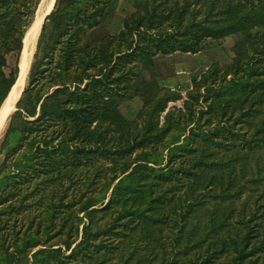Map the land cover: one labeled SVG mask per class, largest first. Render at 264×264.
Wrapping results in <instances>:
<instances>
[{
  "label": "trees",
  "instance_id": "16d2710c",
  "mask_svg": "<svg viewBox=\"0 0 264 264\" xmlns=\"http://www.w3.org/2000/svg\"><path fill=\"white\" fill-rule=\"evenodd\" d=\"M41 1L0 0V107ZM232 36L228 67L166 110L157 60ZM26 83L0 144V264H264V0H55Z\"/></svg>",
  "mask_w": 264,
  "mask_h": 264
},
{
  "label": "rangeland",
  "instance_id": "374dc122",
  "mask_svg": "<svg viewBox=\"0 0 264 264\" xmlns=\"http://www.w3.org/2000/svg\"><path fill=\"white\" fill-rule=\"evenodd\" d=\"M122 9H124V11H121ZM128 10L129 8L126 4L123 3L120 5L118 12L114 17L113 24L110 26V31L112 34L117 33L120 30L122 21L130 14V11ZM40 31L38 33L39 35ZM39 35H37L35 40L34 50L30 58L29 69L32 63L33 55L35 53L36 43ZM236 40L237 37L235 36L227 37L223 40L211 42L206 50L197 54L177 53L171 57L158 59L157 68L162 74L163 78H165L162 82H160L161 87L169 94H179L181 98L177 102L169 103L166 110L171 107H176L178 109L181 108L182 102L186 99V93L192 89L193 80H198L201 74L205 73L210 68V66L215 65L220 70L227 68L234 57L233 46ZM229 78L230 77L228 76L227 79ZM26 79L27 77H25L24 86L27 84ZM16 105L14 106L15 110L13 109L11 114L16 111ZM141 109L142 101L139 97L125 99L120 104V112L128 120H134ZM8 122L1 131L0 144L8 127ZM3 157V154H0V165L3 161ZM30 256L31 254H29L28 258H30Z\"/></svg>",
  "mask_w": 264,
  "mask_h": 264
},
{
  "label": "bare ground",
  "instance_id": "6f19581e",
  "mask_svg": "<svg viewBox=\"0 0 264 264\" xmlns=\"http://www.w3.org/2000/svg\"><path fill=\"white\" fill-rule=\"evenodd\" d=\"M53 4H54V0H49L47 2V5L45 7L46 13H48L51 10ZM42 19H43V16L39 17L37 20L36 27L31 28V30H29L25 36L23 50H22L21 59H20V68H22V70H24V73L22 75V78L12 88V91H11L9 97L5 102L6 104L2 107L4 109L0 114V125L4 122V120H3L4 116L8 115L10 112L13 111L14 104H15L17 98L19 97L22 88L24 87V80H25L26 73H27L28 68H29L30 58H31L32 52L34 50L35 40L37 38L39 28H40V25L42 23Z\"/></svg>",
  "mask_w": 264,
  "mask_h": 264
},
{
  "label": "water",
  "instance_id": "95a60500",
  "mask_svg": "<svg viewBox=\"0 0 264 264\" xmlns=\"http://www.w3.org/2000/svg\"><path fill=\"white\" fill-rule=\"evenodd\" d=\"M48 1H49V0H42V1H41L40 5H39V7H38V9H37L35 19H34L33 23L31 24L30 28L28 29V31L31 30V28L36 27L38 18L41 17V16H43L42 23H41L40 28H39V31H40L41 26H42V24H43V22H44L45 17H46L47 15H49L50 12H51L52 9H53V6H52L51 10H50L48 13L45 12V7H46ZM54 2H55V0H54ZM53 5H54V4H53ZM28 31H27V33H28ZM27 33H26V34H27ZM38 33H39V32H38ZM38 35H39V34H38ZM25 36H26V35H25ZM24 39H25V38H24ZM21 54H22V53H21ZM20 59H21V57H20ZM28 72H29V68H28V71H27V73H26V77H27ZM23 73H24V70H22V68H20V62H19V74H18V78H17V81H16V83L14 84V86H15V85L18 83V81L22 78ZM14 86H13V87H14ZM13 87H12V88H13ZM24 87H25V86H24ZM24 87L22 88L21 93H22ZM11 91H12V89H11ZM11 91H10V93H11ZM10 93L8 94L7 98L5 99V101L3 102V104H2L1 107H0V114H1V112L3 111V109H4V108H2V107L6 104L5 102H6V100L8 99ZM21 93H20L19 97L17 98V100H16L14 106L16 105L17 101L19 100V98H20V96H21ZM14 110H15V107H14ZM10 115H11V112H10L8 115L4 116V118H3L4 122L0 125V134H1V131L4 129L6 123L8 122Z\"/></svg>",
  "mask_w": 264,
  "mask_h": 264
}]
</instances>
